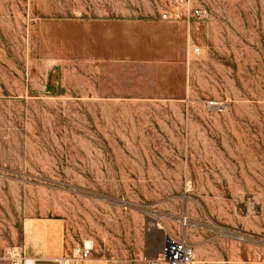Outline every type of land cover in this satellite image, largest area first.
Here are the masks:
<instances>
[{
  "label": "rangeland",
  "instance_id": "obj_1",
  "mask_svg": "<svg viewBox=\"0 0 264 264\" xmlns=\"http://www.w3.org/2000/svg\"><path fill=\"white\" fill-rule=\"evenodd\" d=\"M193 1L179 95L128 26L169 0H0V264L41 228L58 253L36 264L87 242L145 262L168 235L195 264H264V0Z\"/></svg>",
  "mask_w": 264,
  "mask_h": 264
},
{
  "label": "crops",
  "instance_id": "obj_2",
  "mask_svg": "<svg viewBox=\"0 0 264 264\" xmlns=\"http://www.w3.org/2000/svg\"><path fill=\"white\" fill-rule=\"evenodd\" d=\"M128 26L131 28L134 27L139 29L138 34L133 37H130V39L139 43L148 42L159 46V50L156 53L161 55L162 58L157 60L156 62L166 63L175 66L181 80L178 87V94L183 95L184 92L187 90V87H185L182 82L184 65L187 63L189 72L192 59H197L198 56H200L202 53L201 49L200 55L196 56L191 54L190 60L188 61V53L186 55V45L188 43V32L186 23L184 21H152L150 23H135ZM192 28H195V24L192 26ZM192 31L194 32L193 29ZM142 32L145 34H143ZM191 37L192 32L191 34H189V40H191ZM196 45L199 46L198 44ZM152 52L154 51L152 50ZM51 236L52 233L49 228H41L40 230L34 232L27 240L26 248L30 250V254L32 256H35L32 258L36 260V263L42 260L48 261V259H50L48 256L58 253V251L50 242ZM161 251L162 249L155 257H157ZM24 253L27 255L26 252ZM84 264H145V262H143L141 259L135 261H126L119 259L118 261L115 260L113 262H103L98 255H93Z\"/></svg>",
  "mask_w": 264,
  "mask_h": 264
},
{
  "label": "built area",
  "instance_id": "obj_3",
  "mask_svg": "<svg viewBox=\"0 0 264 264\" xmlns=\"http://www.w3.org/2000/svg\"><path fill=\"white\" fill-rule=\"evenodd\" d=\"M207 11L193 0H169V6L161 13V19L168 22L184 21L188 32V61L190 55H200L201 47L191 45L189 34L195 20L206 16ZM221 103L217 100L210 101V106L219 107ZM93 246L83 243L73 248L71 255H64L58 261L59 264H84L92 257ZM3 259L11 264H36V260L27 256L23 249L10 247L5 249ZM196 251L192 244L186 239L168 235L162 251L157 257L146 259L145 264H195Z\"/></svg>",
  "mask_w": 264,
  "mask_h": 264
},
{
  "label": "bare ground",
  "instance_id": "obj_4",
  "mask_svg": "<svg viewBox=\"0 0 264 264\" xmlns=\"http://www.w3.org/2000/svg\"><path fill=\"white\" fill-rule=\"evenodd\" d=\"M87 244H90L89 242H87ZM91 261V260H90Z\"/></svg>",
  "mask_w": 264,
  "mask_h": 264
}]
</instances>
